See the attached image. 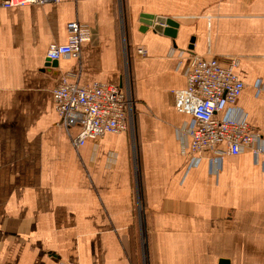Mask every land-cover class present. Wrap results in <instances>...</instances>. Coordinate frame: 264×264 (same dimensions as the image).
Segmentation results:
<instances>
[{"label":"crops","instance_id":"0c3cea01","mask_svg":"<svg viewBox=\"0 0 264 264\" xmlns=\"http://www.w3.org/2000/svg\"><path fill=\"white\" fill-rule=\"evenodd\" d=\"M158 19L175 27L156 31ZM71 22L91 40L53 65L49 46L67 43ZM193 55L236 62L238 108L264 131V0L0 7V264H264V156L214 171L185 148ZM128 68L133 127L76 149L55 110L60 78L122 87Z\"/></svg>","mask_w":264,"mask_h":264},{"label":"built area","instance_id":"2783aa9c","mask_svg":"<svg viewBox=\"0 0 264 264\" xmlns=\"http://www.w3.org/2000/svg\"><path fill=\"white\" fill-rule=\"evenodd\" d=\"M94 1V0H92ZM61 0H0L5 9L31 5L60 3ZM66 44H51L47 52L50 63L65 58H79L82 45L91 40L88 28L78 22L67 26ZM144 52L143 50H140ZM236 62L223 65L216 58L190 57L186 69V111L191 123L184 131L190 141L192 164L210 154L214 171L221 168L227 156L251 153L255 160L264 156V131L247 122L246 114L238 108L244 83L235 73ZM131 88L104 83L81 85L62 76L53 89V100L60 122L67 130L77 129L73 145L80 149L88 140L107 134L128 132L134 125L135 102Z\"/></svg>","mask_w":264,"mask_h":264},{"label":"water","instance_id":"95a60500","mask_svg":"<svg viewBox=\"0 0 264 264\" xmlns=\"http://www.w3.org/2000/svg\"><path fill=\"white\" fill-rule=\"evenodd\" d=\"M149 19V21L148 20H146L145 21V23L146 24H148L149 26H153L154 25V23L153 22H151L152 20V17H148ZM158 21V25L156 26V28H155V30L156 31H159V32H161L162 30H161V25L163 26L164 24L165 25H169V26H173V27H175V24H174V22L172 21V20H163V19H158L157 20ZM172 37H175V34L174 33H172V35H171ZM58 62H53V63H51V64H53V65H56ZM137 192H138V197L140 198V200H141V196H140V185H139V181H138V179H137ZM222 264H230L228 261H224V262H222Z\"/></svg>","mask_w":264,"mask_h":264},{"label":"rangeland","instance_id":"374dc122","mask_svg":"<svg viewBox=\"0 0 264 264\" xmlns=\"http://www.w3.org/2000/svg\"><path fill=\"white\" fill-rule=\"evenodd\" d=\"M126 81V80H125ZM126 85H128V87L129 88H131V93H132V95H133V100H134V88L132 87V80H131V76H130V68H128V75H127V81L125 82V86ZM135 102V101H134ZM135 162L137 163V159H135ZM138 169V165H136V171H138L137 170ZM137 183V182H136ZM136 185V184H135ZM136 187H137V185H136ZM138 200H139V203H138V208H141V206H142V204H141V200H140V198L138 197ZM141 264H147V261H146V258H145V260H144V262L143 261H141Z\"/></svg>","mask_w":264,"mask_h":264},{"label":"trees","instance_id":"16d2710c","mask_svg":"<svg viewBox=\"0 0 264 264\" xmlns=\"http://www.w3.org/2000/svg\"><path fill=\"white\" fill-rule=\"evenodd\" d=\"M137 179L138 181L140 180V177H139V172H137ZM140 183V182H139ZM141 186V185H140ZM141 188V187H140ZM140 196H141V201H142V193H141V189H140Z\"/></svg>","mask_w":264,"mask_h":264}]
</instances>
